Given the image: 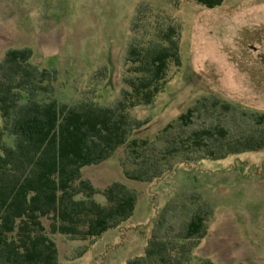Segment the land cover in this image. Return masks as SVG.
<instances>
[{
    "label": "rangeland",
    "instance_id": "rangeland-1",
    "mask_svg": "<svg viewBox=\"0 0 264 264\" xmlns=\"http://www.w3.org/2000/svg\"><path fill=\"white\" fill-rule=\"evenodd\" d=\"M138 11L145 18L136 19ZM168 25L179 32L180 65L171 61L155 104L131 114L148 120L135 137L160 149L170 170L150 183L129 180L127 172L144 170L128 146L84 168L98 203L107 205L103 194L116 184L137 203L130 219L94 240L51 234L44 220L59 264H128L167 241L166 251L147 258L151 264L171 253L184 264H264V146L246 150L251 126L236 121L240 110L264 113V0H224L214 9L193 0H0V65L11 52L31 53L30 64L48 73L39 101L111 106L130 89L132 44L162 45ZM204 131L210 144L188 149L198 155L205 147L220 159L177 163L187 152L178 139Z\"/></svg>",
    "mask_w": 264,
    "mask_h": 264
},
{
    "label": "trees",
    "instance_id": "trees-1",
    "mask_svg": "<svg viewBox=\"0 0 264 264\" xmlns=\"http://www.w3.org/2000/svg\"><path fill=\"white\" fill-rule=\"evenodd\" d=\"M193 1L208 9L224 3V0ZM143 17L139 11L136 13V19ZM167 28L169 33L159 37L162 45H168L166 48L160 42L146 46L147 42L139 47L136 42L132 44L128 62L133 79L126 82L130 89L111 106L92 100L71 105L47 98L41 102L39 97L45 96L41 91H47L44 77L48 73L30 64L31 53L7 55L0 65V264H59L56 244L49 237L44 220L50 222L51 234L87 241L115 230L132 217L137 203L134 193L122 184L113 185L103 194L107 200L104 206L95 200L100 195L98 191L82 180L84 168L100 165L128 146L134 149L133 154L144 170L125 172L129 180L150 183L164 177L166 169L170 170L168 160L158 156L160 149L135 137L148 120L143 123L131 114L137 107L153 106L167 86L171 61L180 65L177 26ZM160 33L161 27L154 35L158 37ZM214 104H218V99ZM238 112L236 121L243 120L251 126L248 130L252 135H243L250 136L245 140L251 138L246 150L259 151L264 146V113ZM189 115L193 116L194 111ZM210 131L180 137V148L187 152L180 158L174 156L177 163H187L192 158L195 164L208 158L220 159L205 147L197 148L198 155L194 153L196 149H188L191 143L209 145ZM201 224L199 219L200 230ZM193 236L189 232L187 241ZM182 243L185 245L186 241ZM153 244L152 252L128 264H149L148 257L151 260L157 251H166L168 247V241ZM159 262L184 264L174 253Z\"/></svg>",
    "mask_w": 264,
    "mask_h": 264
}]
</instances>
